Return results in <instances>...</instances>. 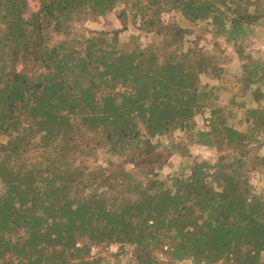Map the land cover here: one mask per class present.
Segmentation results:
<instances>
[{
	"label": "trees",
	"instance_id": "16d2710c",
	"mask_svg": "<svg viewBox=\"0 0 264 264\" xmlns=\"http://www.w3.org/2000/svg\"><path fill=\"white\" fill-rule=\"evenodd\" d=\"M36 1L0 0V264H264V0ZM198 28L239 56L233 104L201 82L228 60Z\"/></svg>",
	"mask_w": 264,
	"mask_h": 264
},
{
	"label": "rangeland",
	"instance_id": "374dc122",
	"mask_svg": "<svg viewBox=\"0 0 264 264\" xmlns=\"http://www.w3.org/2000/svg\"><path fill=\"white\" fill-rule=\"evenodd\" d=\"M29 1V13L36 12L39 8V2L36 0H28ZM117 14H112L108 16L107 18L101 19L98 22H87L84 24V27L89 30H109L111 27L114 28H121V25L117 19ZM171 21V18L168 19V22ZM199 30V28H198ZM141 34V41L144 46H146L151 40V35H146L141 33L140 31L130 28L129 31L123 33L122 38L125 40H128L131 35H140ZM196 35V36H195ZM194 37L190 38V42H188V45L191 44L193 40L196 39L202 46H204L206 49L218 54L219 56H222L228 60V64H225L224 67L227 68V75L223 80H212L208 76L203 75L201 76V82L204 85H211L217 87V105L223 106V105H229L233 104L236 99L235 93L238 90V82L236 78L234 77V74H236L239 70L240 66V60L239 56L237 55L235 48L233 46L225 45L222 42H219V44H216L215 39H213L212 34L210 33H204L202 30H199L196 32ZM251 45L245 50L246 55L251 54L254 57H257L261 55L264 57V29H258L257 33L254 37L251 39ZM248 106H250V102H248ZM209 118H210V110L204 109V112L199 114L196 118L197 126L199 128H205L209 124ZM234 123V120L233 122ZM175 140L185 139L186 135L182 132H177L175 136L173 137ZM190 151V157L187 159L191 162H201V161H207L209 163H215L219 157L217 152L215 150H211L205 147L200 146H189ZM255 151L258 152L259 155H264V148H257ZM110 157L107 155H101L100 156V163L105 162ZM115 160L114 158H112ZM185 159L181 156H173L170 159L171 165L169 168L165 167L161 174L163 176H169L174 171H178L180 166L185 165L187 162ZM251 185L253 186V190L255 193L263 195L264 196V177L260 174H252L251 176ZM111 252H117L118 246H112ZM97 252V250H94ZM129 257H122L120 260V264H125L128 261ZM108 263H116L115 257L107 256ZM183 264H190L189 262H185Z\"/></svg>",
	"mask_w": 264,
	"mask_h": 264
}]
</instances>
